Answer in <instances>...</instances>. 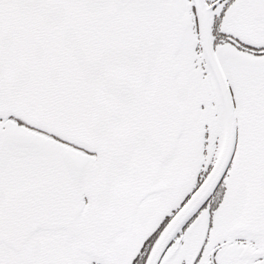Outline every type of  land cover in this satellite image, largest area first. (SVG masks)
<instances>
[{
	"label": "snow or ice",
	"instance_id": "6c2138e0",
	"mask_svg": "<svg viewBox=\"0 0 264 264\" xmlns=\"http://www.w3.org/2000/svg\"><path fill=\"white\" fill-rule=\"evenodd\" d=\"M0 264H264V0H0Z\"/></svg>",
	"mask_w": 264,
	"mask_h": 264
}]
</instances>
